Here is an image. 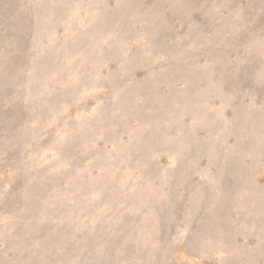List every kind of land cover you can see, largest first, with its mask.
Segmentation results:
<instances>
[{
	"label": "rangeland",
	"instance_id": "obj_1",
	"mask_svg": "<svg viewBox=\"0 0 264 264\" xmlns=\"http://www.w3.org/2000/svg\"><path fill=\"white\" fill-rule=\"evenodd\" d=\"M144 82L159 87L154 96L115 102L116 90L129 100ZM106 118L117 126L108 136ZM138 118L160 136L144 139ZM263 132L264 0H0V264H101L105 225L126 239L141 227L118 212L123 199L161 193L180 212L188 194L169 184L182 177L242 220L153 263L264 256V221L243 208L258 196L264 206ZM228 185L245 200L224 195ZM200 214L201 224L212 218Z\"/></svg>",
	"mask_w": 264,
	"mask_h": 264
},
{
	"label": "bare ground",
	"instance_id": "obj_2",
	"mask_svg": "<svg viewBox=\"0 0 264 264\" xmlns=\"http://www.w3.org/2000/svg\"><path fill=\"white\" fill-rule=\"evenodd\" d=\"M107 18H109V17H107ZM167 81L169 82L170 80H167ZM172 82H173V79H172ZM167 84H169V83H167ZM171 84H173V83H171ZM158 89H159L158 86L149 85L146 82L136 83L135 86H133V89L130 91L131 97L129 100H125L122 97L120 90H116V91H118V97H117V99H115V102L117 104L122 103V104L129 106L132 99H133L132 96H136L137 94H141L142 96H145V97H149L151 95L154 96L155 93H157ZM173 102L174 101H172V103ZM186 102L188 103L189 101H186ZM172 109H170V110H172ZM167 112L169 114V111H166V113ZM114 114H116V113H114ZM115 117L118 121V117L117 116H115ZM107 119L108 118H106V120H104V122L102 123V124H105V126H103V128H104L103 134H105L106 136H108L109 134H112L113 131H115L116 127H117V126H110V124L112 122L108 121ZM139 120H140L139 121L140 123H138V124L140 126H142L143 130H145V131H143V133L147 131L146 135L144 136V139H146V140L150 139L151 140L154 136H155L154 138H157L156 137L157 135L160 136L153 129H151L149 127L144 128V126L147 125V122H148L147 120H144L142 118H140ZM113 121H116V120H113ZM142 128H141V130H142ZM100 131H102V130H100ZM138 132H139V130H138ZM95 137H97V136H90V139L87 138V140H89L90 142H94L96 139H93V138H95ZM117 149H119V148L117 147L116 151H117ZM95 155H97V154H95ZM118 155H119V153H117V156H116L117 162H119V160L121 161V159H124L123 158L124 153H122L119 156ZM102 156L105 157L106 156L105 153ZM129 159H131V158H129ZM126 160H127V158H126ZM107 166H109V164H107ZM109 167H107L108 170H110V168H111V167L110 168ZM258 169H259V167H258ZM109 173L110 172L108 171L107 175L100 178V180L105 181L106 178H107V180L109 178H111V176H108ZM112 173H113V171H112ZM112 178H115V177H112ZM79 182L80 181L77 179L74 181V183L72 185V190L75 191V190L80 188V185L78 184ZM154 183H158V181L155 180ZM185 183L187 184L188 181L185 177H182V178H176L175 180L171 181L169 184L170 187H178V188L184 187L185 192L181 193L182 195L180 197H178L179 199L182 198L183 194L184 195L188 194V200H190V201L188 202V204L186 202V204L183 205L184 207L179 208L180 212L175 211V207H176L175 202H172L169 204L164 203L165 205H162L161 203H159L158 201L160 199L159 196L161 195V193H150V194L146 195L145 199H144V203L139 202V200H138V202H132L135 199V196H134V199L125 197L123 199L122 205L118 208V212H121V214H123V216H127L130 218V219L127 218L126 220L140 221L139 223H140V226L143 228V230L141 229V227L133 230L132 233H130L131 236H133V238L126 239V238H124V234L119 235V237H118L117 235H115V232H113L112 228L105 225L106 226V227H104L105 236H104L102 241H105V245L107 243H109V247H110L111 251L109 252V257L107 259L100 257L98 259L99 263L107 264V263L111 262L113 264H118V263L120 264V263L124 262L126 264H139L138 261H139V259L142 258L144 260V264H157L158 261L156 263H153V261L154 260L156 261L157 258L168 259L169 257L172 256L171 253L175 254V250L178 248H180V249L185 248L186 250L187 249L188 250L196 249V248H198V246H200L201 240H202V238H204V236H206V235H208V236H211V235L221 236V235H223L222 231L226 232L228 230V228L235 223L236 219H237V221L242 220V219H239L240 215H239V217L237 216V218H235V219H231V217H230L231 215L229 216V213L231 211L233 212L235 210H233L230 207V205L226 206V202H227L226 200H225L226 202L224 200L222 202L219 201L217 198L218 197L217 195H213V196H209V197H203V196L201 197V195H198L195 192H193V190L190 189L189 186L186 185ZM159 186H162V185L159 184ZM204 187H206V186L204 185ZM231 187L232 186H230V185L226 186V188L223 187L224 188L223 190H225V191H223L225 193L224 195L229 196V198H230V196H232V194L237 193L238 198L240 200H242V201L245 200L246 195L244 193L238 192V191H233ZM250 187L254 188L253 186H250ZM104 188H106L108 195L116 196L118 193V191H114V190H118L116 185L110 181H107ZM111 191H114V193L115 192L116 193L110 194ZM258 192H259V190H258ZM173 194H174V192H172V193L169 192L166 195L169 196L170 199H176ZM248 195H249V193H248ZM258 198H259V196H258ZM258 198H254L252 201L246 202L245 204H243V208L245 207V209L248 211L252 209V210L258 212V216H260V218H261V219H259V221H264V206L261 205L260 200ZM224 199H225V197H224ZM247 199H249V198H247ZM228 201H230V200H228ZM257 201L259 203H257ZM127 209L133 210L134 211L133 214L132 215L127 214V212L125 211ZM160 209H163L165 211V213H163L161 218H159V216H161V215L158 214V210H160ZM197 211H198V214H197ZM199 214L203 218H207L208 216H211L212 218L208 222L201 224V223H199V221L196 217V215L198 216ZM110 216L114 217L112 214ZM115 216H116V218L118 217L117 215H115ZM179 216H181V218ZM100 217L101 216H98V214H96V218H100ZM243 219H245V217H243ZM195 222H198V223H195ZM164 223H166V224H164ZM187 224H192V226H187ZM218 224H219L220 228H218V226H217ZM145 226H146V228H145ZM183 226L188 228V229L186 228L185 240L181 241V243H179V242L173 243L172 242L173 240H170V239L173 236L176 237L177 235H180L181 229L183 231ZM165 228H167L168 230ZM175 228H177V229L174 230ZM145 229H146V231H144ZM160 229H163V231H165L164 245L161 247V249H160L161 251H159V250L154 251V248H152V246H154V245H152V244L155 242V240H157L159 238L158 230H160ZM193 229H195V230H193ZM172 230H174V231H172ZM218 231H220V234L218 233ZM122 244H125L126 247L129 246L130 249L127 248V250L125 252L121 251L122 250V247H121ZM263 258H264V256L261 254L260 255H254L253 253H248L245 250L241 249L237 252V254H235L234 259L232 261L229 260L230 262L226 261V264H260L262 262ZM95 260H96V257H92V262H87L85 264H95ZM60 261L64 262L65 259L60 258ZM141 262L143 263V261H141ZM75 264H77V262H75ZM158 264H160V263H158Z\"/></svg>",
	"mask_w": 264,
	"mask_h": 264
}]
</instances>
